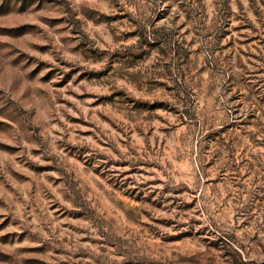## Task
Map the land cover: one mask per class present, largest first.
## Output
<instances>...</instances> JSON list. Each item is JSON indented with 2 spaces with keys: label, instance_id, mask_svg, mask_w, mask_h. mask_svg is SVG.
Masks as SVG:
<instances>
[{
  "label": "rangeland",
  "instance_id": "1",
  "mask_svg": "<svg viewBox=\"0 0 264 264\" xmlns=\"http://www.w3.org/2000/svg\"><path fill=\"white\" fill-rule=\"evenodd\" d=\"M0 264H264V0H0Z\"/></svg>",
  "mask_w": 264,
  "mask_h": 264
}]
</instances>
